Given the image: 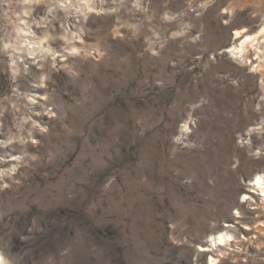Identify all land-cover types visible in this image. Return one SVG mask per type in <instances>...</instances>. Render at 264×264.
<instances>
[{
	"label": "rangeland",
	"instance_id": "374dc122",
	"mask_svg": "<svg viewBox=\"0 0 264 264\" xmlns=\"http://www.w3.org/2000/svg\"><path fill=\"white\" fill-rule=\"evenodd\" d=\"M263 28L264 0H0L1 264H264V33L230 52Z\"/></svg>",
	"mask_w": 264,
	"mask_h": 264
},
{
	"label": "bare ground",
	"instance_id": "6f19581e",
	"mask_svg": "<svg viewBox=\"0 0 264 264\" xmlns=\"http://www.w3.org/2000/svg\"><path fill=\"white\" fill-rule=\"evenodd\" d=\"M244 30H237L235 35H236V38L240 37L242 35ZM261 33H264V28L262 30V32H259V33H256V34H248L245 36L244 40H243V44L242 46L239 48V47H234L231 49L230 52H232L234 55H239V54H243V52L245 51V47L244 45L248 44V43H253L254 41H257L258 39V36L261 34ZM229 53V52H228ZM256 183L257 185H259L262 190L261 192H264V177L263 176H258L257 177V180H256ZM264 195V194H263ZM243 216V215H242ZM242 222V221H241ZM227 226H231V225H228ZM247 230V229H246ZM231 235H225V234H222L219 236V244L218 245H221L222 242L226 241L227 240V237H230ZM213 240H217L216 238L213 239ZM216 242V241H215ZM220 252H223V249H220ZM214 257V256H213ZM218 258H215L213 259V261H217ZM1 258H0V264H1ZM214 264V263H213Z\"/></svg>",
	"mask_w": 264,
	"mask_h": 264
}]
</instances>
